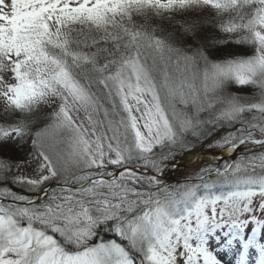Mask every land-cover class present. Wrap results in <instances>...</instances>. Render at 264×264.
<instances>
[{"label": "snow or ice", "instance_id": "1", "mask_svg": "<svg viewBox=\"0 0 264 264\" xmlns=\"http://www.w3.org/2000/svg\"><path fill=\"white\" fill-rule=\"evenodd\" d=\"M0 264H264V0H0Z\"/></svg>", "mask_w": 264, "mask_h": 264}]
</instances>
